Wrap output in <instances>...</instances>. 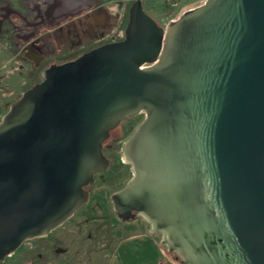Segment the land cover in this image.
I'll list each match as a JSON object with an SVG mask.
<instances>
[{
	"label": "water",
	"instance_id": "1",
	"mask_svg": "<svg viewBox=\"0 0 264 264\" xmlns=\"http://www.w3.org/2000/svg\"><path fill=\"white\" fill-rule=\"evenodd\" d=\"M111 194L179 264H264V0H204L165 27L135 0L124 37L54 65L0 120V260L86 203L123 118Z\"/></svg>",
	"mask_w": 264,
	"mask_h": 264
},
{
	"label": "rangeland",
	"instance_id": "2",
	"mask_svg": "<svg viewBox=\"0 0 264 264\" xmlns=\"http://www.w3.org/2000/svg\"><path fill=\"white\" fill-rule=\"evenodd\" d=\"M152 7L146 11L158 25L165 27L169 19L177 18L184 10L201 4L204 0H152ZM149 5V4H148ZM150 5V6H151ZM172 7L171 15L165 10ZM4 51L0 48V120L8 106L16 98L2 96L9 90L20 91L21 77L18 66L6 63ZM15 94V91H14ZM140 121L132 123L138 126ZM129 123L120 122L113 131L129 135ZM112 131V130H111ZM122 142L116 143L121 146ZM113 161L96 174L93 192L87 205L97 200L102 205L97 221L93 213L77 210L65 222L46 235L26 239L0 264H179L174 253L161 243L160 234L150 232L149 223L140 215L122 219L112 210L110 194L119 189L131 175V167L120 156L112 152ZM99 212L97 214H99ZM87 219V220H86Z\"/></svg>",
	"mask_w": 264,
	"mask_h": 264
},
{
	"label": "flooded vegetation",
	"instance_id": "3",
	"mask_svg": "<svg viewBox=\"0 0 264 264\" xmlns=\"http://www.w3.org/2000/svg\"><path fill=\"white\" fill-rule=\"evenodd\" d=\"M134 1L0 0V48L5 54L3 66L10 63L15 68L17 65V70H21L18 73L22 76L19 93L16 94L17 90H14V94V91L9 89L6 93L2 91V96L16 95L13 101L6 103L8 108L24 91L43 80V72L46 69L73 61L103 44L121 40L128 22L129 8ZM140 1L145 12L151 9L152 0ZM143 118V113H139L120 121L129 123V135L113 131L119 124L109 131L108 138L102 143V153L109 159L108 166L113 161V151L119 150L122 157L125 141L137 128L132 122L134 120L141 122ZM120 141L122 145L116 146ZM94 182L95 179L92 184L84 186L88 191V199L77 210L87 204L93 192ZM83 210L93 213L95 219L92 217L91 220L97 221L100 218L99 211L102 210V205L97 200H93ZM174 256L179 262L180 257L176 253Z\"/></svg>",
	"mask_w": 264,
	"mask_h": 264
},
{
	"label": "trees",
	"instance_id": "4",
	"mask_svg": "<svg viewBox=\"0 0 264 264\" xmlns=\"http://www.w3.org/2000/svg\"><path fill=\"white\" fill-rule=\"evenodd\" d=\"M172 7H170V9H168V10H165V12L168 14V15H171V12H172Z\"/></svg>",
	"mask_w": 264,
	"mask_h": 264
},
{
	"label": "crops",
	"instance_id": "5",
	"mask_svg": "<svg viewBox=\"0 0 264 264\" xmlns=\"http://www.w3.org/2000/svg\"><path fill=\"white\" fill-rule=\"evenodd\" d=\"M152 264H164L163 262H156V263H152Z\"/></svg>",
	"mask_w": 264,
	"mask_h": 264
}]
</instances>
